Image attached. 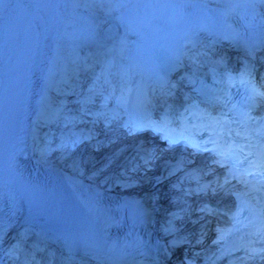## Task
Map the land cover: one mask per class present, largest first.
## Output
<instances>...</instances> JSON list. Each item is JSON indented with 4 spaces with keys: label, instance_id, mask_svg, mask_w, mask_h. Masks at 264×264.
I'll list each match as a JSON object with an SVG mask.
<instances>
[{
    "label": "bare ground",
    "instance_id": "bare-ground-1",
    "mask_svg": "<svg viewBox=\"0 0 264 264\" xmlns=\"http://www.w3.org/2000/svg\"><path fill=\"white\" fill-rule=\"evenodd\" d=\"M242 2L264 8V0H139L126 3L121 0H0V170L13 159L22 160L43 171L47 179L62 180L85 202L105 213L113 212L110 207L113 202L122 201L125 205L141 202L152 213L146 224L148 231L160 240L175 237L176 225L187 216L181 212L185 206L181 203L186 197L184 191L190 185L183 173V167L191 158L187 153L178 149L157 150L155 139L128 132L106 135L95 142L94 133L99 126L94 125L84 134L67 137L65 145L62 142L43 147L45 158L34 156L32 148L30 155L28 144L39 130L40 114L43 119L48 118V111L55 112L62 96L68 93L67 89L82 78L79 59L83 56L88 64L85 67H88L98 56L99 49H85L82 44L95 38L92 32L100 26L109 29L115 21L156 22L171 30L209 36L216 33L218 24L226 22L217 8L226 12L241 9ZM118 32L119 37H131L127 42L135 44L132 25ZM257 58L264 63V53ZM227 59L233 57L229 55ZM78 118L71 119L64 129L76 125ZM55 149L67 154V163L73 158L77 168L65 171V164L54 161ZM149 150L153 154L149 160L140 155ZM82 159L92 167L88 165L89 168L86 166L83 170ZM192 163H200V160L195 158ZM175 164H179L180 170L171 172ZM43 189L41 184L27 180L21 183V222L42 226L40 220L44 212L50 210L47 191ZM213 194L220 197L221 191ZM194 199L187 209L194 208ZM133 206L142 208L138 204ZM170 227L172 231L168 230ZM201 244L198 253L205 249V242ZM49 247L46 245L42 253L33 256L30 251L20 255L23 259L31 256L33 264H93L86 258H70L64 252L69 245ZM197 251L192 249L187 256L193 257ZM6 258L9 264H14L9 256ZM20 259L17 261L22 262Z\"/></svg>",
    "mask_w": 264,
    "mask_h": 264
},
{
    "label": "snow or ice",
    "instance_id": "snow-or-ice-1",
    "mask_svg": "<svg viewBox=\"0 0 264 264\" xmlns=\"http://www.w3.org/2000/svg\"><path fill=\"white\" fill-rule=\"evenodd\" d=\"M248 90L250 92L249 99L255 104L257 102L264 103V90L258 89L255 85L249 83ZM209 127H213L214 134L209 136L208 141L204 144L192 143L186 138L183 140L185 146L192 147L196 152H209L214 157V163L221 167L229 169L228 175L224 178V184H217L216 187L211 185L204 189L206 192L215 193L218 190H222L224 185L228 184L232 179H240L247 189L251 191H264V150L253 153L251 151V139L248 135L243 136V140L246 143L243 146H239L236 141H232L231 144L226 140L224 131H217L218 128L227 127V123L221 124L219 120L213 122L212 118H208ZM255 123L258 125L256 131L257 136L264 135V122L255 120L254 117H248V123ZM229 136L232 134L231 130L227 133ZM236 137H241L239 131L235 132ZM170 144L181 142L180 139H171ZM248 149V151H246ZM257 236H264V225L260 227L257 232ZM259 253L253 251V258Z\"/></svg>",
    "mask_w": 264,
    "mask_h": 264
},
{
    "label": "rangeland",
    "instance_id": "rangeland-1",
    "mask_svg": "<svg viewBox=\"0 0 264 264\" xmlns=\"http://www.w3.org/2000/svg\"><path fill=\"white\" fill-rule=\"evenodd\" d=\"M123 3H126L127 1H129V0H121ZM99 136H103L104 134V132H103V130L101 129L99 132ZM92 137H94V136H92ZM86 138H88V137H86ZM94 139V138H93ZM95 140V139H94ZM61 149V148H60ZM60 149H55L56 150V159L54 160V161H61V163L62 164H65V166H64V169H65V171L67 170H70V171H74L77 167H76V165L74 164V162H75V160L72 158V159H70L71 161L69 162V163H67V161H65L66 159H67V154L66 153H62V152H60V151H58V150H60ZM44 156H45V154H44ZM53 161V162H54ZM82 163H81V168L83 169V170H86V166L88 167V165L90 166V167H92L90 164H88V163H86V162H84V159H82ZM89 168V167H88ZM92 172H94V171H92ZM94 174H96V173H93V175ZM91 178H95V177H93V176H91Z\"/></svg>",
    "mask_w": 264,
    "mask_h": 264
}]
</instances>
